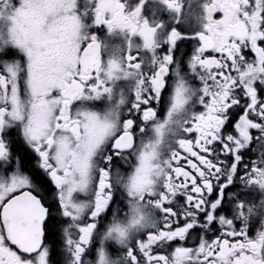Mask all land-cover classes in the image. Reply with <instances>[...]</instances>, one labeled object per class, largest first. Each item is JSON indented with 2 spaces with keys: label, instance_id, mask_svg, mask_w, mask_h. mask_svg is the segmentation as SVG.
Listing matches in <instances>:
<instances>
[{
  "label": "snow or ice",
  "instance_id": "1",
  "mask_svg": "<svg viewBox=\"0 0 264 264\" xmlns=\"http://www.w3.org/2000/svg\"><path fill=\"white\" fill-rule=\"evenodd\" d=\"M0 264H264V0H0Z\"/></svg>",
  "mask_w": 264,
  "mask_h": 264
}]
</instances>
